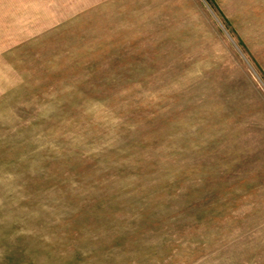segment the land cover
<instances>
[{
    "label": "rangeland",
    "instance_id": "374dc122",
    "mask_svg": "<svg viewBox=\"0 0 264 264\" xmlns=\"http://www.w3.org/2000/svg\"><path fill=\"white\" fill-rule=\"evenodd\" d=\"M0 264H264V0H0Z\"/></svg>",
    "mask_w": 264,
    "mask_h": 264
}]
</instances>
